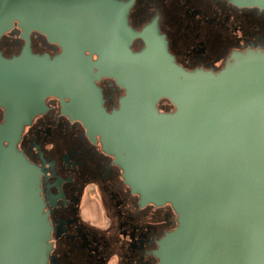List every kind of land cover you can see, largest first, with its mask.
Masks as SVG:
<instances>
[{"label": "water", "instance_id": "obj_1", "mask_svg": "<svg viewBox=\"0 0 264 264\" xmlns=\"http://www.w3.org/2000/svg\"><path fill=\"white\" fill-rule=\"evenodd\" d=\"M135 1L0 0V40L18 22L26 41L11 58L0 50V264H49L41 171L18 143L50 96L100 137L142 205L174 208L157 264H264V51H235L218 72L186 69L158 17L132 27ZM33 31L60 52L34 53ZM102 77L125 90L111 112Z\"/></svg>", "mask_w": 264, "mask_h": 264}, {"label": "flooded vegetation", "instance_id": "obj_2", "mask_svg": "<svg viewBox=\"0 0 264 264\" xmlns=\"http://www.w3.org/2000/svg\"><path fill=\"white\" fill-rule=\"evenodd\" d=\"M158 17L170 52L189 70L220 71L235 51H264V9L239 6L233 0H136L130 9L132 27L141 29ZM15 22L3 34L5 57L19 55L25 46ZM140 42V47L135 46ZM144 46L135 39L133 50ZM34 53L60 52L39 31L31 34ZM96 57V56H94ZM97 84L104 105L118 109L125 94L112 77ZM161 110V102L159 104ZM167 111V110H166ZM5 116L0 107V123ZM79 120L62 112L61 100L46 99V109L25 126L19 149L41 171V195L51 225L49 264H157L159 240L176 227L171 204H141L123 177L122 168Z\"/></svg>", "mask_w": 264, "mask_h": 264}, {"label": "trees", "instance_id": "obj_3", "mask_svg": "<svg viewBox=\"0 0 264 264\" xmlns=\"http://www.w3.org/2000/svg\"><path fill=\"white\" fill-rule=\"evenodd\" d=\"M140 44L141 43L138 41V42H136L135 46L140 47ZM163 105H166V106L168 105L167 111H169V110H171L173 108V106L171 105L170 101L167 100V99H163L161 101V106H163Z\"/></svg>", "mask_w": 264, "mask_h": 264}, {"label": "rangeland", "instance_id": "obj_4", "mask_svg": "<svg viewBox=\"0 0 264 264\" xmlns=\"http://www.w3.org/2000/svg\"><path fill=\"white\" fill-rule=\"evenodd\" d=\"M162 107H164V108H162L163 110H167L168 109V105L167 106L163 105Z\"/></svg>", "mask_w": 264, "mask_h": 264}]
</instances>
